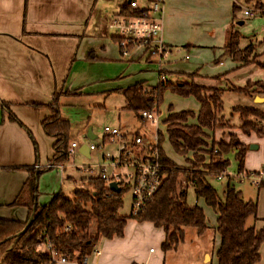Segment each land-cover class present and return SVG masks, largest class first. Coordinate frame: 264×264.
I'll return each instance as SVG.
<instances>
[{
  "label": "crops",
  "instance_id": "crops-1",
  "mask_svg": "<svg viewBox=\"0 0 264 264\" xmlns=\"http://www.w3.org/2000/svg\"><path fill=\"white\" fill-rule=\"evenodd\" d=\"M129 1H135L139 9L149 7L147 0L140 4L137 0H0V219L23 223L28 218L26 207L12 206L31 176L24 168L33 170L34 176L41 172L35 176L38 207L47 206L55 194L62 192L65 167L53 169L54 172L41 170L53 156L55 139L43 132L41 123L54 116L48 105L55 95L58 116L64 119L62 106L80 102L87 94L120 93L121 89L139 83L145 88L157 86L160 68L168 73L167 79L179 83L190 81L188 76L194 74L195 81L201 85L228 80L226 73L207 75L198 66L187 72L166 63L159 67L141 47L130 48L124 57L110 25ZM233 5L239 7L235 0H162V43L170 49V54L172 50L181 53L191 48H211L216 50L214 59L219 58L232 25ZM218 62L223 64L221 59ZM232 65L231 70L235 71L236 64ZM67 99H71L70 102L62 101ZM257 100L262 102L264 97ZM195 102L192 108L176 110L170 105L164 113L159 110V132L163 137L167 116L181 111L197 115L200 106ZM10 116L17 122L10 120ZM195 123L189 120V124ZM232 131L247 147L243 170L264 171V139L254 134L247 137L239 129ZM227 136L226 131L216 130L214 142H227ZM206 142L209 144L208 140ZM250 146L257 148L250 149ZM185 158L192 159V156L188 154ZM208 162L206 157L205 163ZM256 196L257 220L253 225L260 231L264 230V187L257 189ZM250 199L253 198L246 200ZM214 217L216 220L215 214ZM151 226L127 221L122 239L106 240L102 249L96 248L98 243L94 246L100 253L96 261L100 264H170L167 256L176 253L182 243L167 253L149 249V254H143L145 238L158 233L155 246L160 249L165 238L162 230L160 233ZM184 235L185 239L186 229ZM197 236L208 238H204L207 242L204 247L199 241L200 249L195 257L199 255L197 259L201 258V263L216 264L220 241L215 224H209L207 231ZM259 253L258 264H264V241Z\"/></svg>",
  "mask_w": 264,
  "mask_h": 264
},
{
  "label": "trees",
  "instance_id": "trees-1",
  "mask_svg": "<svg viewBox=\"0 0 264 264\" xmlns=\"http://www.w3.org/2000/svg\"><path fill=\"white\" fill-rule=\"evenodd\" d=\"M155 1L147 0L149 4ZM258 7L262 8V5L258 4ZM146 11L131 9L128 4L120 8L119 16L137 18ZM238 12L239 7L233 5L232 25L222 48L223 55L237 65L235 70L255 63L248 59L254 47L249 45L240 48V36L234 27ZM258 66L264 70V64L259 63ZM160 75L163 81L153 88H145L139 83L121 89L120 93L125 109L136 117L141 111L157 110L166 91L184 98L192 97L199 103L197 115L190 111L170 113L164 122L169 145L176 154L184 157L189 168L182 170L165 156L161 148L164 137L159 133V163L164 176L161 186L144 209L136 215L130 211L126 217L119 214L126 187L120 188L118 193L111 192L97 176L86 179L84 189H74L71 198L59 192L47 206L38 207L35 176L41 172L39 170L34 176L33 170L24 168L31 176L12 206L26 207L28 218L23 223L0 219V264H48L49 254L36 250L41 243H49L62 254L81 260L92 253L101 238H122L129 220L150 223L162 229L165 234L162 252L174 251L183 243L185 229H193L197 235L204 234L208 229L203 209L197 203L187 202L188 188L192 189L196 201H203L216 215L215 231L220 241L215 254L216 264H258L264 230L257 231L253 225L257 220V198L244 199L229 176L224 178L227 184L221 196L207 181L208 177L216 178L226 173L230 163L226 156L229 153H234L238 163L237 173L244 171L247 147L235 135L230 134L227 142H212L211 145L206 142L209 132L229 128L221 116L223 92L197 83L195 74L188 76L190 81L186 83L167 80V72H161ZM231 91L254 96L264 93V84L248 82L243 88H232ZM206 92H211V95L206 96ZM58 107L55 95L48 105L54 116L41 123L43 132L55 139L53 156L48 165H64L71 159L68 153L72 143L69 122L58 116ZM234 112L239 115L238 129L243 135L249 137L254 134L264 139V125L260 124V120H250H264L263 112L246 107H237ZM9 119L17 122L13 116ZM189 120H195L196 123L189 124ZM188 154H191L192 159L185 158ZM206 157L208 163H205ZM262 187L264 181L257 189ZM92 223L95 228L93 233L90 232ZM67 226L70 230L66 232Z\"/></svg>",
  "mask_w": 264,
  "mask_h": 264
},
{
  "label": "rangeland",
  "instance_id": "rangeland-1",
  "mask_svg": "<svg viewBox=\"0 0 264 264\" xmlns=\"http://www.w3.org/2000/svg\"><path fill=\"white\" fill-rule=\"evenodd\" d=\"M137 1L139 2V4L144 2L143 0ZM237 3L239 5V12L236 15L234 27L235 31L240 36V48L243 49L249 45L254 47V50L253 52H251V55L248 59L251 62L255 61V63L245 67H241L238 70L234 69L235 71H232V61L226 60L229 58L223 55V53L219 56V58L217 57L216 59H214L216 56L213 52H215L216 50L211 48H191L189 49V51L181 53L176 50H172V53L165 61L166 65H174L180 71L187 72L192 69L194 70V67L196 68L198 66L200 70L207 75H217L221 73H226V75H228L227 81L221 80V82L219 83L216 81L215 83H213V85H203L208 88L218 89L219 91L223 92L221 116L223 117V121L226 122L229 126V128H226L224 130L228 133L227 141L230 134H233L238 138V136L232 131L238 129V127L240 126L239 115L234 112L235 108H254L264 113V101L259 102V100H257V98H260L261 96L264 97V93H257V95L260 97H256V94L252 96L243 92L231 91L232 88H243L248 82H260L264 84V70L258 66L259 63L264 64V33L261 31L264 23V19L262 18L263 14L259 13L253 18H246L243 15L245 9H262L264 11V0H237ZM258 4H261L262 8L258 7ZM185 56H188L189 59L185 60ZM218 59H221L223 64H218ZM254 89H256V87H254ZM205 94L206 96H210L211 92H206ZM70 100L71 99L62 101L70 102ZM80 100V102L72 103L71 105H65L61 108L62 112L64 113V119L68 120L70 123L69 132L70 136L72 137V143H75L77 145V148L74 149L73 156L70 157V161L67 164L62 165L65 167V170L63 173V180L61 182L62 186L60 188L62 189V193L67 198L72 197V191L74 189H84V183L86 182V179L92 176H97V171H94L93 173H87L85 171H81L80 167L95 165L107 166L108 162L103 161L102 156L107 152H109L114 157L117 155L116 144L104 141V144L102 145V131L105 126H109L112 128L120 127L122 131L127 130L131 132H139L143 135H149V133L151 134L154 130L150 124H148L147 122L142 123L138 117L125 109V103L121 93L108 92L99 94H87L85 96H82ZM195 103V99L192 97L184 98L170 91H166L163 95L159 110L164 113L165 111H167V109L171 108L170 105H172L171 109L183 110L186 108L194 107ZM250 120H260V124L264 125V120L262 119ZM88 129H91L92 134L96 137V139L89 140L86 137ZM160 129L162 131V128ZM127 133L130 134L129 132ZM159 133L160 132L157 133L158 139ZM214 138V132H209L207 139L209 141L208 145H211L212 142L215 141ZM91 144L96 146L100 145V147L97 148L95 152H92L90 158H86L79 153V148L81 146H89ZM161 148L165 156L180 169L187 170V168H189V164L185 163V159L183 158V156L178 155L173 151V149L169 145V142L167 141L166 136H164ZM226 158L230 162L226 173L230 175L237 174L238 163L234 159V153H229ZM262 168H264V165H262ZM106 171L107 175H111V168H107ZM49 172L52 171L50 170ZM116 173L122 176L124 182L130 184V186H127L125 188V191L123 192L122 208L119 211V214L121 216L126 217L130 214L132 206V180L128 177L129 175H132V170L117 169ZM181 180L183 182L184 178H182ZM207 181L209 185L213 187L221 196L223 190L226 187L227 180L223 179L222 181H218L215 177H208ZM232 183H234V186L242 192L244 199H247V197H252L253 199H255L257 197V188L247 183V181L239 182V180L237 181L234 178V180L232 179ZM187 202L189 204L197 203V205L203 209L208 225L215 224L213 211L209 207H206L203 201H196L191 188L187 189ZM136 223L140 222L136 221ZM151 227L155 228L153 225ZM155 230L161 233L162 229L155 228ZM94 231L95 228L94 224L92 223V225L90 226V232L93 233ZM158 235L159 234L157 233V235L148 236L147 238H145L147 243L145 245V248H142L145 250L142 251L143 254H149V249H152L153 251H161L160 247L155 246L159 239ZM122 238H113L112 240ZM204 238L208 237H198L195 233V230L186 229V237L179 247L180 249L176 253H169V256H167L168 263L176 264L179 262L181 264H204L201 263V258L197 259L199 255L195 257L198 250L200 249L199 241L202 242V247H204V243H207L206 241H204ZM105 241L106 239L101 238L98 241L96 248L102 249ZM205 258L204 261L206 260ZM88 264H100L96 261V257L93 253L88 256ZM208 264L212 263L208 262Z\"/></svg>",
  "mask_w": 264,
  "mask_h": 264
},
{
  "label": "built area",
  "instance_id": "built-area-1",
  "mask_svg": "<svg viewBox=\"0 0 264 264\" xmlns=\"http://www.w3.org/2000/svg\"><path fill=\"white\" fill-rule=\"evenodd\" d=\"M131 9H139L135 1H129ZM262 13L264 19V11L262 9H245L244 17L253 18L257 14ZM162 0H156L149 4V7L141 17L129 18L117 16L112 20L110 27L115 31L118 38V45L122 55L125 57L129 54L132 47H141L145 49L149 56L152 57L157 66L161 67L170 55V49L162 43ZM264 33V23L261 30ZM188 60L189 57L185 56ZM159 71V82L163 81ZM138 118L142 123H148L154 129L149 135L140 133L123 132L114 127L105 126L103 128L102 145L104 141L117 145V155L114 157L109 152L102 156L103 161H107L108 165H95L88 167H80L81 171L93 173L97 171V177L102 180L108 187L114 182L120 188L130 186L129 183L123 181L120 174L116 173L117 169H130L132 175L128 177L132 180V206L131 211L134 215L140 212L151 200L153 195L161 186L164 176L161 174V165L159 163V139L157 133L161 124L159 108L152 111H141ZM100 145H89V153L95 152ZM77 148L75 143H71L68 153L73 156L74 149ZM38 168V167H36ZM107 168L112 169L111 175H107ZM45 169L62 170V165H47ZM226 176L234 178L239 182L247 181L250 185L257 188L264 181V171H252L240 173L231 176L227 173L220 174L216 177L218 181H222ZM67 226L65 231H69ZM38 252H46L49 254L50 261L48 264H88V256L77 260L68 255H64L49 243H41L37 245ZM95 257L100 255L99 251L94 248L92 251Z\"/></svg>",
  "mask_w": 264,
  "mask_h": 264
},
{
  "label": "water",
  "instance_id": "water-1",
  "mask_svg": "<svg viewBox=\"0 0 264 264\" xmlns=\"http://www.w3.org/2000/svg\"><path fill=\"white\" fill-rule=\"evenodd\" d=\"M86 137L89 139V140H94L96 139L95 136H93L92 134V131L91 129H88L87 131V134H86ZM250 149H256L257 147L256 146H250L249 147ZM79 153L83 156H85L86 158H90V153H89V150H88V146L86 145H83L79 148ZM108 189L111 191V192H114V193H118L120 191L119 187L117 186L116 183L112 182L109 184L108 186Z\"/></svg>",
  "mask_w": 264,
  "mask_h": 264
}]
</instances>
